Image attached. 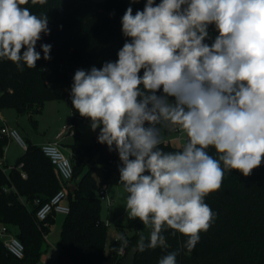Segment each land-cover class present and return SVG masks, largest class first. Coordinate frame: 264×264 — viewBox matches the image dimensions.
I'll list each match as a JSON object with an SVG mask.
<instances>
[{"label": "clouds", "instance_id": "obj_1", "mask_svg": "<svg viewBox=\"0 0 264 264\" xmlns=\"http://www.w3.org/2000/svg\"><path fill=\"white\" fill-rule=\"evenodd\" d=\"M28 2L0 0V59L19 71L36 67V44L50 33L46 15L22 7ZM121 22L130 40L116 62L76 70L72 106L118 152L128 217L151 227L136 249L168 248L162 232L171 229L191 251L215 218L205 197L220 189L225 170L249 176L264 160V0H147ZM211 24L218 35L209 45ZM40 47L49 60L52 46ZM173 126L187 140L165 152L162 127ZM119 240L123 252L128 241ZM177 255L158 264H177Z\"/></svg>", "mask_w": 264, "mask_h": 264}, {"label": "trees", "instance_id": "obj_2", "mask_svg": "<svg viewBox=\"0 0 264 264\" xmlns=\"http://www.w3.org/2000/svg\"><path fill=\"white\" fill-rule=\"evenodd\" d=\"M147 0H47L36 4L32 0L27 7L37 15L48 17L50 33H41L36 51L41 59L36 67L26 65L19 71L16 65L0 59V109L15 108L20 114L39 112L46 101L65 98L72 108V123L75 127L73 140L68 143L72 149L71 161L74 174L70 181L64 180L51 159L40 145L26 140L27 150L14 166L23 162L20 169L5 173L0 168V222L17 225L16 236L25 246L23 258H17L3 244L0 238V264H35L48 251L49 243L45 233L51 231L55 216L48 218V226L36 220L40 203L48 201L58 190L67 191L70 212L65 215L58 255V264H123L124 257L118 254L122 241L107 243L108 224L102 217V186H118L119 159L113 146L98 142L100 129L91 142L81 139L77 117L73 108L71 87L76 70L100 69L105 62H116L118 52L126 40L123 35L122 17L128 7L133 15L142 11ZM161 0H155L159 4ZM42 44H50V59H44ZM26 49H22V52ZM143 74V70L140 75ZM162 92V90H161ZM1 127V124H0ZM164 127H162V131ZM9 142L0 137V156ZM163 151H179L183 146L173 142H162ZM214 158L217 153L207 149ZM74 184V188L70 185ZM7 188V190H5ZM215 218L206 232L200 234L195 248L184 247L186 237L173 234L167 229L162 234L168 248L157 247L137 251L134 264H158V261L172 251H178L177 264H264V160L251 175L244 176L236 170H225L222 186L205 197ZM122 235L127 239L129 250L137 245L141 235L147 242L151 227L134 219ZM48 259L47 264H51Z\"/></svg>", "mask_w": 264, "mask_h": 264}, {"label": "rangeland", "instance_id": "obj_3", "mask_svg": "<svg viewBox=\"0 0 264 264\" xmlns=\"http://www.w3.org/2000/svg\"><path fill=\"white\" fill-rule=\"evenodd\" d=\"M212 39L205 40L211 45L218 35V31L212 32ZM174 99V98H169ZM7 122L10 126L17 129L20 136L25 140H33L36 143H43L50 139L56 130H60L72 123V108L67 99H51L45 102L42 111L20 114L15 108L7 107L2 110ZM78 128L81 133V139L85 142L93 140L96 130L93 131L90 127L91 121L88 118L78 116ZM174 126L171 128L173 129ZM167 133L165 127L162 134ZM170 133V132H169ZM174 136L178 133L173 129ZM185 138L186 135L184 134ZM173 144L178 145L177 141H172ZM24 150L19 148L15 139H9L6 145V157H8L9 164H15L18 158L23 154ZM74 188V184L70 185ZM116 194L111 195L106 193L102 199V217L108 224L107 243L109 244L115 237L122 235L121 227L127 228L134 219H129L126 209L127 193L124 191L122 184L116 186ZM64 202H68V196ZM66 214L57 213L56 220L50 228L48 243V251L43 255V260L51 259V264H58V255L60 249V239L62 232V225ZM10 230L17 234L20 230L17 225H9ZM128 246V243H127ZM129 251V250H128Z\"/></svg>", "mask_w": 264, "mask_h": 264}, {"label": "built area", "instance_id": "obj_4", "mask_svg": "<svg viewBox=\"0 0 264 264\" xmlns=\"http://www.w3.org/2000/svg\"><path fill=\"white\" fill-rule=\"evenodd\" d=\"M215 25L211 24L208 26L209 37L207 40L212 39V32L215 31ZM206 43V42H205ZM0 137L6 136L8 139H15L19 145L25 150L28 148V144L24 138H22L17 131L16 128L10 126L8 122L5 120L2 110L0 109ZM174 130L178 133V135L174 137V141L178 142V145L183 146L186 142L187 138H185L184 133L178 129V127L174 126ZM75 127L73 123H68L64 129H62L56 136V138L52 141L45 142L41 144V149L48 156L52 163L57 168L58 172L62 176L64 180L70 181L74 174V166L71 161V155H69L63 148L62 140L67 135H74ZM6 155V147L4 149V155L0 156V168L3 172L9 173L12 169H20L22 177H27V172L22 170L23 162L18 166L8 165L5 160ZM118 164H122L120 159L117 160ZM7 190V188H5ZM106 193H110V187L104 185L100 190L101 197L103 198ZM67 197V191L65 189L58 190L48 201L44 203H40L39 199L35 202L39 204L38 209L36 210V220L44 225L45 227L49 225L48 218L50 216H54L57 213L68 214L70 212L69 203L64 202ZM104 199V198H103ZM45 237L48 239V233H45ZM0 238L3 240L4 246L7 248L9 253L14 255L17 258H23L25 254V246L21 242V240L14 234L9 225L0 222ZM115 242H119V237H115L113 239ZM121 247V245H120ZM120 247L118 250V254L121 257H125L127 255V247L124 248V251H120ZM35 264H47V261L43 259L37 261Z\"/></svg>", "mask_w": 264, "mask_h": 264}, {"label": "crops", "instance_id": "obj_5", "mask_svg": "<svg viewBox=\"0 0 264 264\" xmlns=\"http://www.w3.org/2000/svg\"><path fill=\"white\" fill-rule=\"evenodd\" d=\"M2 114H3V112H2ZM3 116H4V114H3ZM4 118H5V116H4ZM5 120L7 121V119L5 118ZM66 125H64V127H65ZM64 127L62 128V129H64ZM62 129H60V130H56L55 132H54V134L52 135V137L50 138V139H48L47 141H45V142H48V141H52V140H54L55 138H56V136H57V134L62 130ZM165 129H166V131H167V133H164V134H162V136H163V142H168V141H173V139H174V134L172 133V130L174 129H171V128H169V127H165ZM170 132V133H169ZM96 133H97V129H96ZM73 137H74V135H67V136H65V138L62 140V144H63V148H64V150L69 154V155H72V149H71V147L70 146H68V143L69 142H71L72 140H73ZM96 137V134H95V136H94V138ZM93 138V139H94ZM31 142H33V143H35V144H38V145H40L41 146V144H43V143H45V142H43V143H36V142H34L33 140H30ZM17 142V141H16ZM91 142V141H90ZM17 144L19 145V143L17 142ZM19 148H22L20 145H19ZM23 149V148H22ZM24 150V149H23ZM5 160H6V163L8 164V165H14V164H9V162H8V157H6V155H5ZM66 203H68V202H66ZM54 216H55V220H56V217H57V214L55 215L54 214ZM48 236H49V234H48Z\"/></svg>", "mask_w": 264, "mask_h": 264}, {"label": "water", "instance_id": "obj_6", "mask_svg": "<svg viewBox=\"0 0 264 264\" xmlns=\"http://www.w3.org/2000/svg\"><path fill=\"white\" fill-rule=\"evenodd\" d=\"M3 91V86L0 81V93ZM116 187L111 186L110 187V194L114 195L116 194ZM136 245L132 246L129 251L127 252V255L124 257L123 264H134L135 258H136V253H137Z\"/></svg>", "mask_w": 264, "mask_h": 264}]
</instances>
